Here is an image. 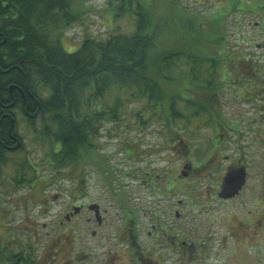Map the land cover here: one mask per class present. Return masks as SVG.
Segmentation results:
<instances>
[{"label": "trees", "instance_id": "obj_1", "mask_svg": "<svg viewBox=\"0 0 264 264\" xmlns=\"http://www.w3.org/2000/svg\"><path fill=\"white\" fill-rule=\"evenodd\" d=\"M108 3L115 6L116 18L135 13L134 31L111 28L106 38L86 36L78 50L67 52L57 34L83 19L92 7L90 0H0V112L18 107L28 128L37 130L36 136L48 147L47 166L65 168L66 180H76L72 192L83 187L90 166L105 178L115 177L116 170L98 144L104 127L111 124L117 133L121 123L128 130L153 121L171 132L180 124L202 127L201 120L178 114V101L186 97L195 115H204L208 92L219 85L218 57L211 49L223 40L211 38L208 20L199 12L180 9L175 0ZM221 24L215 31H221ZM184 63L192 68H181ZM189 85L192 90L183 93ZM214 96L215 92L210 103ZM10 126L9 121L0 123ZM122 146L129 156L141 148L133 138ZM11 160L5 156L6 167ZM13 166L14 175L34 172L25 157ZM12 221L6 216L8 232L0 231V264L74 263L75 231H69L71 252L41 246L33 233L24 231V224ZM23 234L26 242L19 239Z\"/></svg>", "mask_w": 264, "mask_h": 264}, {"label": "flooded vegetation", "instance_id": "obj_2", "mask_svg": "<svg viewBox=\"0 0 264 264\" xmlns=\"http://www.w3.org/2000/svg\"><path fill=\"white\" fill-rule=\"evenodd\" d=\"M188 1L175 0V3L180 9L197 12L190 8ZM197 2L206 6L205 18L208 20L211 38L223 40L211 49V54L215 53L218 57L215 76L219 85L212 90L215 92L214 102H209L213 92H208V113L204 115H195L194 108L188 104L186 97L178 101V114L201 120L199 126L202 127H182L180 124L171 132L163 128L162 124L161 130L165 134L163 146H167L166 151L174 156L169 161L176 163L169 174L171 181L166 178L164 186L157 187L162 200L167 202L166 210L159 208L157 200L153 206L157 209L153 210L151 216L149 212H142V207L131 202L116 174L114 178L101 175L112 190L115 187L110 181L121 186L112 194L117 209L89 200L85 178L83 187L78 188V191H68L65 168L47 166L51 162L49 153H46L49 151L48 147H44L42 139L36 136L37 130L21 127L20 118L25 120V117L18 113V107L13 106V111L0 112V123L4 120L11 125L0 127V214L5 216V210L1 206L5 200H15L12 204L23 209H28L31 204L37 205L41 213L39 219L47 217V211L52 205L65 207L55 234L52 235L41 233L47 228V223L41 224L33 219L34 214H27L18 222L30 229L28 233H33L41 246L63 250L70 245L69 231H75L77 240L72 264H208L210 242L218 240L220 250L224 252H228L225 248L230 246V239L232 244L244 243L245 249L248 246L257 248L261 244V225L264 220L261 221L260 211L264 197V166L261 171V197H249V205L258 206V209H247L239 213L236 201L250 178V168L256 152L254 143H264V57L256 56L236 44L231 45L230 40H258L251 42L250 46L255 50L264 49V0ZM192 6L196 7L195 4ZM218 22H222L221 31H215L214 27ZM180 67L192 68L186 63ZM210 67L211 64H208L207 68ZM207 77L208 90H211L209 72ZM10 89L13 90V85ZM191 90L189 85L183 93L188 94ZM245 104L251 105L249 112L254 111L250 118L236 115L244 113ZM31 116L34 114L31 113ZM36 122L40 123V118ZM195 138L205 142L204 146L196 143ZM232 142L236 145H231ZM38 146L44 150L41 158V166H45L44 175H41V166L36 167L31 161L33 156L30 152L33 147ZM20 147L25 149L24 152ZM138 152L139 149H136L133 156H129L126 151L125 154L127 157H136ZM21 155L29 160L34 172L24 170L20 175H14L13 164L20 161ZM5 156L12 159L7 167L4 164ZM52 173V177L48 179V175ZM127 174L133 175L135 172ZM147 175L148 180H143L142 185L157 186V176L150 173ZM20 182L22 184H18ZM21 185L29 188L22 195H17L15 189L21 188ZM179 192L185 195L186 200L174 198ZM69 195L76 199L70 205L67 201ZM231 201H235V204ZM227 203H232L235 210L232 208L231 211H221L222 205ZM182 204L188 205L190 211L195 212V217L208 215L210 228L204 235L200 236L196 226L192 231L194 235H191L173 220L167 219L165 223L160 218L162 212H166L167 218L172 215L173 218L180 219ZM142 205L143 203L139 206ZM222 215H225L224 224L220 220ZM4 221L3 218V224ZM262 227L264 230V226ZM224 229L225 232L221 234L220 231L223 232ZM26 236L27 234L19 235V239L26 242ZM13 238L15 242L17 239L15 236ZM68 251L72 252L70 249ZM243 254L238 252L240 256ZM222 258H228V253H224Z\"/></svg>", "mask_w": 264, "mask_h": 264}, {"label": "rangeland", "instance_id": "obj_3", "mask_svg": "<svg viewBox=\"0 0 264 264\" xmlns=\"http://www.w3.org/2000/svg\"><path fill=\"white\" fill-rule=\"evenodd\" d=\"M198 0H189L188 4L191 9L196 10L201 14L202 17H205L206 6L200 5ZM215 0H208V3ZM107 0H90V4L92 5L91 9L85 14L83 19L79 22H76L65 30L62 35L57 34L60 37L61 43L64 49L67 52H74L78 50L82 44V41L86 36H95L100 39H104L107 36L108 31L112 28L113 31L123 32V33H131L135 29L136 15L135 13H127L123 17H115L116 8L114 5L107 4ZM183 4V3H182ZM195 4L196 7L192 5ZM105 5V8H104ZM253 17H255L253 15ZM234 19V17H231ZM114 25V26H113ZM112 32V30L110 31ZM250 42L246 39H231L230 43L232 45L236 44L240 47H244L248 52L255 53L256 56L264 57V49L255 50L253 46H250L251 42L258 41L252 40L248 38ZM244 113H236L237 116H244L245 118H250L252 113L249 112L251 110V105L245 104L243 105ZM20 123L22 128H27V124L24 119L20 118ZM120 128L118 129V133L114 131L111 124L104 127L103 136L98 140V144L100 149H102L101 153L108 155V159L112 167L116 170V177L119 183L123 186V189L127 192L129 199L131 202L138 204L137 207H142V212H149V216L152 215L153 210H156L155 202L159 200L160 207L167 209V202H164L162 199V195L159 193L158 188L164 186L166 178L168 181H171V170L174 169L176 163H172L169 160H173L174 156L170 154V152L166 151L167 146H163L165 140V134L162 133L161 127L162 122L153 121L149 122L145 127L139 129L137 126H133L129 130L126 129L124 123L120 124ZM246 134L247 131L244 130ZM248 136H250L248 134ZM133 138L140 143L141 148L139 149L138 155L136 157H127L125 151L123 149L122 143L125 140H129ZM262 139V138H261ZM196 143H200L202 147L205 142H202L199 138L194 139ZM29 142V141H28ZM231 145H236L232 142ZM31 149V147H29ZM254 149L256 150L255 157L252 160L253 166L250 168V178L246 183L244 190L241 195L237 198L236 206L239 208V213L245 212L247 209L257 210L258 206H251L249 203V197H261L263 187L262 184V175L261 171L264 166V143H254ZM44 150L41 149L40 146L33 147V150L30 154L33 156L31 161L33 165L36 167L41 166V158L43 156ZM23 156L21 155V158ZM44 167L41 166V175L46 174L44 172ZM131 171L135 172V174L130 175L127 172ZM147 173L152 174V176H157L159 183L157 186H143L142 181L148 180ZM180 173V172H179ZM185 179V178H184ZM111 180V179H110ZM203 181V179H201ZM189 183L190 181L187 180ZM111 185L115 187V190L106 183L103 176L101 175L99 169L95 166H90L87 168V176H86V185L87 187V197L91 201H99L104 204L106 207H112L113 209H117L115 204V199L113 197V191H118V183L110 181ZM66 189L68 191L74 190L77 187L76 180L68 179L66 181ZM199 184L196 183V187ZM121 187V186H120ZM201 188L198 187V190ZM202 189H205L203 187ZM28 187H22L16 189L17 195H22L23 192H26ZM257 194V195H256ZM155 196V198H154ZM180 197L182 200H186L185 195L182 192L175 195V199ZM261 209V221L264 220V197ZM68 205L71 202L76 201V199L72 198V196H67ZM15 202L14 200H5V203H1L2 209L9 210L12 213V217H14V221L12 224H16L17 221H21L28 214H34L33 219H37L39 223H47V228L41 231L42 234L46 235L47 233L55 234V229L57 228L58 220L60 216L63 214L65 207L60 205H52L47 211V217L39 219V208L37 205H30L28 209H23L22 207L12 204ZM235 204V201H231ZM143 203L142 206H139ZM232 203H227L222 205L221 211H231L232 208L235 210ZM165 205V206H164ZM140 212V213H142ZM181 218L176 219L170 215L167 218V214L162 212L160 216L161 219L166 223L167 219L173 220L174 222L180 224L182 230H185L187 234L194 235L192 233L193 227L196 226L198 232L204 235L207 232V229L210 228V223L208 222V215L206 217L203 215L201 217H195V212L190 211L189 206L186 204H182L180 206ZM10 213H8L9 215ZM225 214V212L223 213ZM31 217V216H30ZM224 217L222 215L220 220L224 224ZM4 215L0 214V231L5 230L8 232V228L3 224ZM149 222V220H148ZM1 223L3 225H1ZM221 227V226H220ZM24 231L28 233L30 229L26 226L23 227ZM222 231V230H221ZM224 233L225 229L223 230ZM219 233V234H220ZM50 237V236H49ZM48 237V239H49ZM261 244L259 247L253 248L252 246H248L245 249L244 243L238 245L233 243L232 239L229 240L230 246L225 248L228 252H224L220 250L218 240L216 242H210L208 244V249L210 252L208 253V264H264V230L261 225ZM68 250V248H66ZM238 252H243V255H238ZM224 253H228V258H222ZM248 253V254H247ZM65 254V253H64ZM230 254V255H229Z\"/></svg>", "mask_w": 264, "mask_h": 264}]
</instances>
